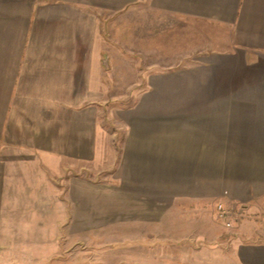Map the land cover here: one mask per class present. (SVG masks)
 <instances>
[{
	"label": "crops",
	"instance_id": "crops-1",
	"mask_svg": "<svg viewBox=\"0 0 264 264\" xmlns=\"http://www.w3.org/2000/svg\"><path fill=\"white\" fill-rule=\"evenodd\" d=\"M108 138L114 175L72 179L75 204L171 235L226 202L251 227L223 264H264V0H0V157L58 170Z\"/></svg>",
	"mask_w": 264,
	"mask_h": 264
},
{
	"label": "rangeland",
	"instance_id": "rangeland-1",
	"mask_svg": "<svg viewBox=\"0 0 264 264\" xmlns=\"http://www.w3.org/2000/svg\"><path fill=\"white\" fill-rule=\"evenodd\" d=\"M204 29L205 34L213 31L210 26ZM157 62L179 65L189 61ZM131 95L109 92L107 105ZM104 118L105 128L113 132L114 126L106 124V115ZM111 142L108 138L102 159L62 162L58 170L39 159L15 169L12 157H0V264H223L236 231L251 224L242 217L225 228L214 218L216 203L209 206L204 218L176 214L168 235L163 228L101 220L99 212L86 211L83 200L79 204L72 201V179L79 185L82 181L105 182L114 175ZM260 222L263 226L264 220Z\"/></svg>",
	"mask_w": 264,
	"mask_h": 264
},
{
	"label": "built area",
	"instance_id": "built-area-1",
	"mask_svg": "<svg viewBox=\"0 0 264 264\" xmlns=\"http://www.w3.org/2000/svg\"><path fill=\"white\" fill-rule=\"evenodd\" d=\"M242 208L228 204L225 202H219L216 205L215 216L216 219L226 228L233 227L238 221L241 215Z\"/></svg>",
	"mask_w": 264,
	"mask_h": 264
}]
</instances>
